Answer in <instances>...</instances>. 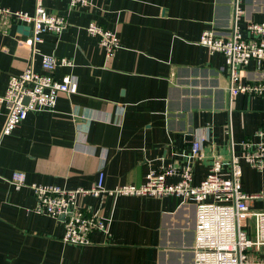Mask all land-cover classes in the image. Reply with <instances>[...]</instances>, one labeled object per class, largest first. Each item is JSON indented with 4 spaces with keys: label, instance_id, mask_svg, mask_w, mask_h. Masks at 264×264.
<instances>
[{
    "label": "crops",
    "instance_id": "obj_1",
    "mask_svg": "<svg viewBox=\"0 0 264 264\" xmlns=\"http://www.w3.org/2000/svg\"><path fill=\"white\" fill-rule=\"evenodd\" d=\"M69 0L44 1L48 12L64 15L67 27L44 36L32 53L20 41L26 24L0 23V95L11 75L31 66L43 74L41 55L64 57L70 66L51 75H71L75 93H59L53 109L29 112L1 137L7 110L0 104V264H192L195 206L173 196L84 197L78 205L108 219L106 233L94 231L89 245L62 241L63 224L33 212L29 185L89 188L99 171L104 186L141 184L150 169L190 166L194 185L214 159L227 175L231 149L264 140V97L231 96L221 53L198 41L206 30L226 32L264 21V0H90L69 10ZM2 8L33 13L34 0H0ZM89 23L112 31L118 48L109 58ZM24 26V27H23ZM22 28V29H21ZM243 81L264 79L250 61ZM201 140L199 156L189 158ZM14 171L27 186L16 189ZM241 190L259 195L250 210L264 212V166L241 163ZM179 176L166 178L176 183ZM247 233L252 235L251 221ZM260 256L264 255L261 252Z\"/></svg>",
    "mask_w": 264,
    "mask_h": 264
},
{
    "label": "built area",
    "instance_id": "obj_2",
    "mask_svg": "<svg viewBox=\"0 0 264 264\" xmlns=\"http://www.w3.org/2000/svg\"><path fill=\"white\" fill-rule=\"evenodd\" d=\"M44 1L34 0L33 13L12 11L0 6V23H21L30 27L31 35L20 41L22 46L35 53V44H41L48 34L59 35L68 25L66 17L48 12ZM55 1V0H49ZM239 0H235L237 5ZM90 0H69V10L87 7ZM235 7L234 20L226 32L218 33L206 30L198 43L209 53H221L227 69V89L231 96L237 94L249 97H264V79L243 81L241 72L250 61L258 65L264 59V21L247 22L241 28L237 25L239 15ZM87 34L97 39L107 58L118 48L116 35L96 23H89ZM71 61L64 57L41 55V67L45 71L39 74L31 66L21 73L11 75L5 92L0 95V104L7 110L1 137L9 135L29 112L53 109L59 93L70 96L75 93V82L71 75H65L60 81L50 73L57 67L70 66ZM26 99V101H25ZM201 140L191 144L189 158L199 156ZM255 169L264 166V140L254 144L242 143V152L236 154L231 149L227 162L228 173L223 175V163L214 159L207 175L196 185L192 183L190 166L177 168L173 165L150 169L141 184L104 186V173L99 171L95 182L89 188L78 187L63 189L52 185L31 184L35 205L33 212L60 220L64 232L62 241L73 245H89L90 235L94 231L106 233L108 219L98 213H91L78 205V199L95 197L116 198L120 196H139L162 198L173 196L181 203L193 202L195 206L194 242L191 248L192 264H264V212L250 210L248 201L259 195H248L241 190V163ZM177 175L176 183L168 184V176ZM9 182L19 189L27 186L25 175L14 171ZM251 221L252 235L247 233Z\"/></svg>",
    "mask_w": 264,
    "mask_h": 264
},
{
    "label": "water",
    "instance_id": "obj_3",
    "mask_svg": "<svg viewBox=\"0 0 264 264\" xmlns=\"http://www.w3.org/2000/svg\"><path fill=\"white\" fill-rule=\"evenodd\" d=\"M23 27H24V26H23ZM21 29H22V28H21ZM24 30L28 31V32H26L28 36L31 35L30 27H29V26H27V27L25 26V27H24ZM25 101H26V99H25Z\"/></svg>",
    "mask_w": 264,
    "mask_h": 264
}]
</instances>
